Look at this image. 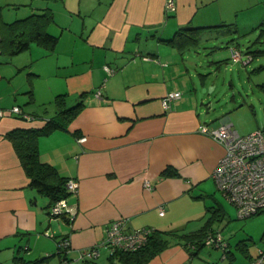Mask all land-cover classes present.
<instances>
[{"label": "crops", "instance_id": "0c3cea01", "mask_svg": "<svg viewBox=\"0 0 264 264\" xmlns=\"http://www.w3.org/2000/svg\"><path fill=\"white\" fill-rule=\"evenodd\" d=\"M239 2L176 0V12L165 14V0H0V109L17 106L30 117H0V262L49 256L40 264H59L55 252L63 237L70 243L68 257L76 258L99 244L117 218L127 220L126 233L176 231L192 220L190 210L201 200L221 201L211 173L224 147L198 128L215 129L229 119L213 123L208 105L201 110L206 100L197 93L188 55L159 40L184 27L229 30L227 18L242 9ZM46 10L52 13L45 30L57 38L54 48L31 43L10 54L2 46L6 25ZM227 48L230 62L250 63L231 59L230 50H239L233 41ZM169 92L181 97L164 108ZM83 93V107L65 129L38 138L39 160L79 185L66 199L71 214L51 218L48 199L30 187L6 135L41 129L55 115L56 96L64 95L72 107ZM259 129L264 125L249 133ZM167 168L180 177H161ZM236 234L225 239V253L173 241L146 264H250L264 249V233L253 251L242 238L231 247Z\"/></svg>", "mask_w": 264, "mask_h": 264}, {"label": "rangeland", "instance_id": "374dc122", "mask_svg": "<svg viewBox=\"0 0 264 264\" xmlns=\"http://www.w3.org/2000/svg\"><path fill=\"white\" fill-rule=\"evenodd\" d=\"M239 3L242 9L231 12L227 18L226 23L233 24L231 29L201 33L198 46L186 55L190 69L196 74L197 93L206 100L201 110L205 111L208 105L213 123L228 117L232 129L245 136L257 124L264 125V67H260L264 66V55L254 57L248 65L234 64L228 59L227 46L232 40L242 55L245 51L264 50V0H240ZM202 81L204 87H201ZM217 194L221 201L204 198L198 208L190 210L192 220L176 231L188 233L208 223L224 239L229 240L232 233H237L230 239L231 247L242 238L246 248L255 250L264 233V213L238 219L234 206L220 192ZM104 254L97 259L100 264L105 261Z\"/></svg>", "mask_w": 264, "mask_h": 264}, {"label": "trees", "instance_id": "16d2710c", "mask_svg": "<svg viewBox=\"0 0 264 264\" xmlns=\"http://www.w3.org/2000/svg\"><path fill=\"white\" fill-rule=\"evenodd\" d=\"M51 20L52 13L46 10L41 15H35L24 20H18L7 24V39L2 41V46H4L10 54H17L27 50L31 43H38L45 45V47L48 46L49 49H53L57 42V38L48 34L45 30L46 25L51 22ZM230 26L231 25H227V27ZM204 29L208 28H180L171 38L159 41L163 45L174 48L180 53H185L198 46L199 37ZM250 53L247 52L243 54V56L240 52L242 60L250 57L251 60L249 62H252L254 57L264 55V50H256ZM84 95V93L81 94V100H79V102L72 107L66 106L64 95L56 96L53 101L56 108L55 115L50 118L41 129L14 130L6 135V137L13 144L25 175L29 179L30 187L48 199V215L49 208L54 203L62 199L66 200L71 194L66 190V183L69 179L60 176L54 167L46 163H42L39 160L38 138L47 136L57 129L64 130L66 124L71 120L72 116H74L77 111L83 107L82 99ZM161 177L179 178L180 175L175 169L167 168L161 173ZM57 217H64V215L53 216L51 218ZM214 231L215 230H213L208 223L200 229L189 233L153 230L146 239V243L141 248L130 252L116 250L112 255L107 257L105 264H146L168 248L173 241L182 243L185 247H189V249L193 248L196 250L199 247L204 246L203 241L206 234ZM63 239L68 238L63 237L58 240L55 252V255H57L60 259L59 264H62L64 260L72 261L75 259L68 257L70 251H61L60 243ZM192 252L194 251H191V253ZM48 258L49 256L32 262L19 259L17 264H40L46 262ZM82 263L100 264L97 262V259L82 261Z\"/></svg>", "mask_w": 264, "mask_h": 264}, {"label": "built area", "instance_id": "2783aa9c", "mask_svg": "<svg viewBox=\"0 0 264 264\" xmlns=\"http://www.w3.org/2000/svg\"><path fill=\"white\" fill-rule=\"evenodd\" d=\"M164 12L165 14H174L176 12V0H165ZM230 52V57L234 62L241 61L246 64L251 60L250 57L242 60L240 52L235 48H232ZM104 69L106 72L112 73V70L108 67ZM95 96L99 97V92H96ZM180 97V92H169L162 100L163 107L167 108L170 102ZM7 115L21 116L25 119L30 118L23 115L21 109L17 106L8 110L0 109V117ZM198 131L224 147V154L218 160L211 177L218 191L236 209L237 218L247 219L264 213V129L240 136L232 129L229 120H225L215 129L199 126ZM85 140V138H81L78 142L83 143ZM78 187L76 180L69 179L66 183V190L71 195L77 194ZM67 214H71V210L65 199L57 201L49 208L50 217L66 216ZM163 214L164 212L161 208L159 215L163 216ZM126 221L122 217L113 220L105 238L99 244L79 251L74 260H64L62 264L95 260L103 253L110 256L116 250L130 252L141 248L153 230L140 228L126 233L124 231ZM203 245L222 252L227 250V243L220 231L208 232L204 238ZM60 248L61 251H70L69 240L63 239L60 243ZM0 264L5 263L0 262ZM250 264H264V249L258 251L257 256Z\"/></svg>", "mask_w": 264, "mask_h": 264}]
</instances>
